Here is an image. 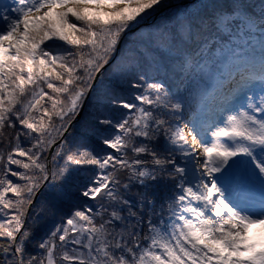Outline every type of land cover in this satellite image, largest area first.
<instances>
[{"label":"snow or ice","instance_id":"6c2138e0","mask_svg":"<svg viewBox=\"0 0 264 264\" xmlns=\"http://www.w3.org/2000/svg\"><path fill=\"white\" fill-rule=\"evenodd\" d=\"M0 264H264V0L0 11Z\"/></svg>","mask_w":264,"mask_h":264},{"label":"trees","instance_id":"16d2710c","mask_svg":"<svg viewBox=\"0 0 264 264\" xmlns=\"http://www.w3.org/2000/svg\"><path fill=\"white\" fill-rule=\"evenodd\" d=\"M220 2H226V0H220ZM251 3H255L259 5L260 0H249ZM259 7L256 8V11L259 12ZM164 15H167V11L165 10L163 12ZM150 21L146 24L140 25L139 28L135 30L133 34L128 35V41L125 45V47H133L134 45L131 43L132 41L137 40L138 38L147 39L149 33L155 32L154 27V20L159 19L158 16H154L151 18H148ZM223 36H226V33H222ZM219 38V37H218ZM149 60H151V57H149ZM124 71V65L123 61H117V64L113 65L111 69H109L106 76L101 77L100 79L104 80V84L98 85L96 92L94 94L89 95L88 99L84 102V107L82 110L81 117L77 120L78 121V130L80 132H84L86 128H88L90 125L94 124L95 119L99 115H109V112L106 110L105 105L107 104V100L104 97V92L106 91V86L108 84V81L110 78L115 77L117 74ZM149 75L151 76H157L159 75L160 79H164L165 73L161 72L157 74L154 69H149ZM123 82V81H121ZM170 82L173 84L172 91H177V84H179V79L176 77H170ZM187 83V82H185ZM125 87H127L125 85ZM185 88V84H179V91L183 92ZM128 95V98H131V94ZM89 144H92V141H89ZM81 176L90 175V173L81 172ZM79 182V181H77ZM69 203H72L71 201ZM67 207V206H66Z\"/></svg>","mask_w":264,"mask_h":264},{"label":"rangeland","instance_id":"374dc122","mask_svg":"<svg viewBox=\"0 0 264 264\" xmlns=\"http://www.w3.org/2000/svg\"><path fill=\"white\" fill-rule=\"evenodd\" d=\"M14 8L15 7V0H0V11H7L8 8ZM241 47H247V41L243 40L241 42ZM187 113H190V117L186 118V114ZM198 115H199V112H198V109H194L192 111H187L184 113V120L185 122L189 121V120H192V119H197L198 118ZM256 231H259V229H256V228H253V229H250V234L252 232H256Z\"/></svg>","mask_w":264,"mask_h":264},{"label":"bare ground","instance_id":"6f19581e","mask_svg":"<svg viewBox=\"0 0 264 264\" xmlns=\"http://www.w3.org/2000/svg\"><path fill=\"white\" fill-rule=\"evenodd\" d=\"M188 117H190V113H187L186 114V118H188ZM192 120H194V119H192Z\"/></svg>","mask_w":264,"mask_h":264},{"label":"water","instance_id":"95a60500","mask_svg":"<svg viewBox=\"0 0 264 264\" xmlns=\"http://www.w3.org/2000/svg\"><path fill=\"white\" fill-rule=\"evenodd\" d=\"M80 115H81V113H80ZM79 117H80V116H79ZM79 117H77V119H78Z\"/></svg>","mask_w":264,"mask_h":264}]
</instances>
